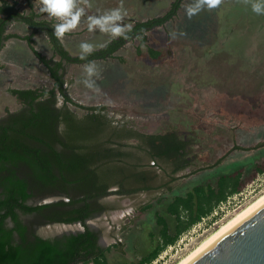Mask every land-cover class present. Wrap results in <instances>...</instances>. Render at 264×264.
Returning a JSON list of instances; mask_svg holds the SVG:
<instances>
[{"label":"trees","instance_id":"obj_1","mask_svg":"<svg viewBox=\"0 0 264 264\" xmlns=\"http://www.w3.org/2000/svg\"><path fill=\"white\" fill-rule=\"evenodd\" d=\"M29 3V0H26ZM174 0L162 16L137 22L126 36L111 39L103 47L81 59L72 56L53 33V18L46 13L17 11L15 3L0 0V51L10 38L24 39L39 62L47 69L53 85L50 89H10L22 108L0 120V264H110V247L97 244L98 235L85 226L84 220L97 212L113 209L101 202L107 195L118 194L133 200L134 209L143 213L155 208L157 234H151L148 252L131 264H151L180 235L209 216L230 196L239 194L264 172V158L251 168L240 167L192 186L182 195H168L181 182L175 174L183 169L178 156L182 143L171 136H148L136 132L124 122L108 117L106 108L83 107L68 95L63 79V64H88L113 57L126 42L170 20L180 7ZM30 8L31 5H30ZM11 20L45 32L53 53L59 60L47 59L34 49L33 34L23 38L6 33ZM140 40H144L141 37ZM151 54H155L151 51ZM120 58V57H119ZM121 60V59H120ZM58 92V93H57ZM88 112L82 116L71 106ZM106 112H105V111ZM61 123V133L59 124ZM163 140H161L160 138ZM136 139V142H131ZM157 139L160 141L156 143ZM22 163L32 181L43 186H61L80 194L77 208L48 215L49 220L68 223L80 221L84 230L61 237L26 236V227L16 213L42 212L51 204L28 206V182L19 178L12 166ZM3 172H7L5 175ZM41 187V186H40ZM115 187V190H109ZM10 219L12 226L7 225ZM16 234V238L14 236ZM115 230H112V234ZM115 248H119L116 246Z\"/></svg>","mask_w":264,"mask_h":264},{"label":"rangeland","instance_id":"obj_2","mask_svg":"<svg viewBox=\"0 0 264 264\" xmlns=\"http://www.w3.org/2000/svg\"><path fill=\"white\" fill-rule=\"evenodd\" d=\"M8 1L11 4L15 3L17 11L22 14L28 15L31 10L35 13L40 12L39 0H29V3L26 0ZM171 1L77 0V6L84 8L85 15L81 17V21L76 29L65 33L59 39L64 48L72 56L81 54L79 48L81 42L91 43L94 45V50L98 49L108 43L113 37L107 33L100 32L99 29L90 32L87 27L88 16L102 15L108 10L121 8L125 15L119 23H131L134 25L137 22L162 16L168 9ZM263 1L220 0V3L216 7H205L189 17L186 13V7L194 3V0H185L178 14V20L176 19L174 23L173 21L167 22L165 28L158 27L150 31L147 34L146 44L139 46V52H137L139 42L137 39H134L125 43L115 54L116 57H122L123 62H119L118 59L114 58L93 61L98 73V76L92 77L95 80V88H87L82 83L85 79L84 65L86 64H69L64 62L63 79L67 93L76 103L81 105H106L111 117L116 118V120L125 119L131 125H135V128L141 132L148 133L149 131H153V133H158L167 130L172 123H166L164 118L168 112L167 109H170V104L165 100L163 103L160 101L152 103L144 91L137 89L136 84H133L136 81L135 78L140 79V77L151 73V71L153 72L151 74L154 75L158 73L157 71L161 67L155 66V63L150 60L146 45L158 48L160 42H165L169 36L172 37L174 34L179 39V45L185 48V52L189 54L193 52L192 54L196 53L198 56H201L200 53H205L201 58L187 56L185 61L187 62L189 57L190 60L186 68L189 70L191 63H208L205 66L206 72H201L199 78L204 83H206V79H213L215 80L214 84H217L216 79L219 75L216 77L215 74L209 75V73L215 68L222 70L221 65L227 66V64L216 61L217 56L220 58L221 54H224L225 57L233 60V64L232 62L231 64L235 66L236 57H239V54H247L250 49L249 46L255 47L252 46V41L255 40V36L259 37L257 34L264 31V12L257 14L252 10L253 3H260L262 10H264ZM30 5L32 8H30ZM40 18L48 19L49 16L46 14ZM57 22L59 21L53 18V25ZM231 22L233 26L229 25L230 35L228 31L225 35L226 25ZM172 23L175 24L174 29ZM250 24H252L253 31L246 32L250 34L247 35L245 29L251 30ZM6 32L16 34L22 38L33 34L32 45L34 49L47 59H52L53 61L59 60L58 56L53 53L48 38L42 30L32 29L17 20H11L7 25ZM221 34L224 38L216 40L215 37L217 38ZM259 35L261 37L263 34L260 33ZM214 44L215 46L218 45L216 53L219 54H217L216 60H214L212 53L206 54L208 49ZM161 46L164 47V44ZM231 52L234 56L231 55ZM232 65L230 66L231 68ZM202 66L204 65L202 64ZM0 67L2 69L0 70V118L7 117L8 114L22 108L21 102L10 95V89H50L53 85L47 69L35 57L24 39L11 38L6 43L5 49L0 55ZM224 71L228 73L229 68L224 69ZM171 82L173 83L171 90L178 91L179 82L172 80ZM237 91L234 88L227 87L218 88L217 94H213V92L205 94L203 91H200V93L197 91L196 94L195 90L192 91L194 100L197 99L196 108L199 110L204 109L203 117L206 116L208 119V123H206L209 125L207 134L204 135L203 140L206 141L204 145L207 148V145L212 146L213 143H216L213 145L219 148L218 151L220 153H223L230 145L227 143L230 141V136H233V138H237V143L234 142L235 145L243 149L248 148L252 150H241L237 153L234 151L222 160L221 166L205 171L203 168L212 164L219 157L218 155H220V153H216L215 149L211 147L207 148L211 153L207 154L208 159H205V163L198 160L190 167V171H198L199 169L200 171L183 179L180 187L170 193L169 197L178 194L182 195L193 185L213 179L223 172H232L240 167L251 168L257 161L264 158V144L258 147L260 143L264 142V118L262 120L257 118V116H252L251 121L246 123L252 127L248 129L240 127L237 132L230 129L229 125L233 123L232 118H234V115L236 116L235 112L245 117L243 114H246L245 110H247L244 106V100H241L245 95ZM235 97H237L238 101L235 100ZM182 98H184L185 101H183L186 103L187 96L184 95ZM190 99L188 100L191 105L195 107L196 102L192 100L193 97ZM191 105L185 104L181 107L187 110ZM72 108L74 111L81 113L76 107ZM241 109L244 110L241 111ZM166 110L167 112H165ZM259 111L261 116L264 117V105H262ZM170 114L172 113L170 112ZM209 114H211V117L208 116ZM234 124L236 122L233 123V126ZM263 192L264 172L248 184L240 192L241 194L230 196L226 201L215 207L212 214L204 217L200 222L182 233L176 243L168 246L151 264H175L203 239ZM110 199H113V197ZM122 206L124 208L128 207L124 203ZM155 208H158V206ZM155 208L143 213L128 208L122 212L114 213L110 217L100 215L90 222L92 227L99 229L104 235L103 244L105 247H110V250L106 253L110 264H131L149 251L152 246L151 234H157ZM214 212H217V214L214 215ZM114 227L115 236L111 238V236L109 237V233L111 232L109 230H112ZM70 229L75 230L76 227H57L56 230V227L52 225L36 226L37 232L44 235H53L57 234V232L69 231ZM116 246L119 248H115Z\"/></svg>","mask_w":264,"mask_h":264},{"label":"flooded vegetation","instance_id":"obj_3","mask_svg":"<svg viewBox=\"0 0 264 264\" xmlns=\"http://www.w3.org/2000/svg\"><path fill=\"white\" fill-rule=\"evenodd\" d=\"M8 1V0H7ZM174 0H172L169 4L168 9L164 12L166 13L172 2ZM185 0H181L180 3V7L177 10L176 14L168 21H166L163 25L161 26H156L150 30H148L147 32H145L143 35H140L139 38H133L137 39L139 42V45L137 46V52H139V46L146 44L147 42V34L152 31L155 28L158 27H166V23L169 21H173V23L176 21L179 12L181 11L182 5L184 3ZM10 3V1H8ZM264 4V1L263 3ZM163 13V14H164ZM159 17V16H157ZM250 19V18H249ZM178 20V19H177ZM173 29L175 28V24H173ZM232 25V22L228 25H226L227 29H225V35L226 32L228 31V34L230 35V26ZM250 28L249 29H245V33L248 31H253L252 29V24H250ZM8 33V32H6ZM260 33H262L263 35H261L260 37ZM259 34H257L259 37L255 36V40H253V44L252 46L255 47H250V49L248 50L247 54H239V57H236V63L235 66L232 65L233 64V60H231L230 58H227L224 56V54H221V57L219 58V56H217L216 51H218L217 46L212 45L209 49L208 52L206 53L207 55L211 54L214 57V60H216V56H217V60L219 62H222V64H227V66H222L223 68L222 70L215 68L213 71H211L209 73V75H219V77L216 79V83L215 80L213 79H206V83L203 82V80L201 78H199V74H201V72H206L205 71V66L208 63H204V62H200V63H191L189 70L186 68L189 60L186 62L185 58L187 56H193L196 58H201L202 56L205 55V53H200L201 56H198L196 53L192 54L193 52H191L190 54L185 52V48L179 45V39H177L175 37V35L173 34V36H169L165 42H160L158 45V48H154V47H149L148 45H146L147 47V54L148 57L150 58V60H152L155 64V66L160 67L159 71H157L158 73H155L154 75H152L151 73H153L151 71V73H147L145 76L140 77V79L135 78V82L133 84H136L137 89L144 91V93L149 97V99H151V102H164L167 101L168 104H170V109H167L165 112V122L166 123H172L167 129V130H163L162 132H158V133H153V131H149L148 133H144L141 132L139 130H137L135 128V125H131L127 120L125 119H117L114 118L117 122L120 123H124L126 122L130 128H133L136 130V132L140 133V134H145L146 137L148 136H171V139H176L178 141H180L182 143V146L178 149V156H172L169 160L175 164L176 159L179 160H183L182 165L184 166L183 169L179 170L176 172V176L177 177H181V182L183 179L191 176L192 174H195L196 172L200 171V169L198 171H190V167L192 166V164L195 161L201 160V162H204L205 159H208L207 154L211 153L207 148L211 147L212 149H215L216 153L218 152V154L220 153L218 151V147L213 145L216 143H211V145H207L206 148V141H204V135L207 134L208 131V119L207 117H203L204 115V109L199 110L198 108H196V100H194V95H193V90L196 91H200L204 92L205 94H210V92H213V94H217V89L221 88V87H227V88H234L236 90H238L237 92L239 93H243L244 98H242L241 100H244V106L247 108V110H245L246 114H243L245 117L240 116L238 112L236 113V116L234 115L233 119V123L236 122V124L231 123L230 129H232V131H238L240 129V127H245V128H249L252 127L251 125H248L246 123H249L251 121L252 116H257V118L262 119L263 120V116H261L260 113V108L262 107V105H264V31L260 32ZM247 34V33H246ZM224 35V33H223ZM222 34L220 36H218L217 38L215 37L216 40L222 39L224 38ZM247 35H250L249 33ZM253 35V33H252ZM141 37H144V40L142 42V40H140ZM252 37V36H251ZM117 38V37H115ZM250 38V36H249ZM259 38V39H258ZM11 39V38H10ZM19 39V38H17ZM9 40V39H8ZM7 40V41H8ZM129 40V41H132ZM126 41L125 43L129 42ZM6 42V41H5ZM124 43V44H125ZM263 43V44H262ZM124 44L118 49L120 50ZM164 44V47H162L161 45ZM262 44V45H261ZM103 47V46H102ZM220 47V46H219ZM222 49V47H221ZM117 50V51H118ZM116 51V52H117ZM151 51L155 54H151ZM114 53L113 57H108V58H114V59H118V61L123 62V58L122 57H116ZM230 55V52H229ZM231 55L234 56V54L231 52ZM106 58V59H108ZM219 58V60H218ZM121 59V60H120ZM100 60V59H99ZM105 60V59H103ZM232 62V64H231ZM202 64L204 66H202ZM232 65V68L230 67ZM1 68V67H0ZM229 68L228 73L224 71V69ZM231 68V71H230ZM150 70V69H149ZM208 75V76H209ZM172 81H177L179 82V89L178 91H172L171 90V86H173ZM217 92V93H216ZM10 93V92H9ZM58 93V92H57ZM247 93H249L247 95ZM10 95H12L10 93ZM187 96V100L186 103H184V98H182L183 96ZM14 96V95H12ZM216 96V95H215ZM15 97V96H14ZM192 100H194L195 103V107H193L190 103L189 100H191L190 98H192ZM16 98V97H15ZM176 98V100H175ZM189 99V100H188ZM170 100V101H168ZM184 100V101H183ZM235 100L238 101L237 97H235ZM208 102H210V100H208ZM207 102V103H208ZM76 103V102H75ZM79 104V103H78ZM185 104H189L191 105L187 110H184L183 107ZM81 105V104H79ZM83 107H95V106H100V107H105L106 108V114L108 117H111L109 115V109L106 105L104 104H93V105H82ZM72 107H76L79 111H81V113H78L77 111H74ZM249 107V109H248ZM71 109L77 113L79 116H82L84 114H86L88 112V110L86 109H82L80 107L77 106H71ZM20 110V109H19ZM18 110V111H19ZM244 109H241V111ZM16 111V112H18ZM13 112V113H16ZM170 112L172 114H170ZM208 112V111H207ZM243 113V112H242ZM11 114V113H10ZM185 115V116H183ZM233 115V114H232ZM264 115V114H263ZM209 117H211V114L208 115ZM233 117V116H232ZM5 117L0 118L3 119ZM183 118V120H182ZM205 118V119H204ZM207 122V123H206ZM59 130L57 131V133H61V123L59 122ZM156 126V125H155ZM157 128V126H156ZM159 129V128H158ZM228 130V129H227ZM229 131V130H228ZM230 132V131H229ZM160 138V137H159ZM161 140H163L162 138H160ZM174 139V142H175ZM229 147L222 153H220V155H218L219 157L217 159H215V161L208 165V167H204L203 170H213L216 169L217 167L221 166V162L224 158H226L227 155L231 154L232 152H239L241 150L244 151H251L252 149H243L242 147H239L238 145H235L234 142H236L237 138H233V136H230L229 138ZM160 140L157 139L156 143H158ZM131 142H136V139H131ZM237 143V142H236ZM260 143L258 145L261 146ZM257 147V148H258ZM202 149H204V151H202ZM206 156V158H205ZM203 160V161H202ZM205 163V162H204ZM12 169L16 170V174L19 178H24L27 180L29 186H28V193H30V197L25 201V204L28 206H40V205H45V204H51L54 205L53 207H49L46 208L45 210H43L42 212H30V213H23L20 210H16V213L18 214L19 219L21 220L22 224L25 225L26 227V236L31 239L32 234H37L40 235L42 237H61L63 235H70V234H77L79 232H82L84 230V226L81 224L80 221H74V222H68V223H62V222H56L53 220H49L48 219V215H51L55 212H64V211H70L73 208H77L80 203L79 202H75L73 205L70 204V200H77L80 198V194L78 193H74L72 190L67 189L65 191L62 190L61 186H43V185H39L35 182L32 181L31 177L28 176V174H26V166L23 165L22 163L17 164L16 166H12ZM188 172V173H185ZM229 172V171H228ZM228 172H223V173H228ZM5 175L7 174V172H3ZM221 173V174H223ZM219 174V175H221ZM217 175V176H219ZM207 181V180H206ZM206 181L202 182L205 183ZM180 182V185H181ZM200 184V183H199ZM180 185L178 187H180ZM197 185V184H195ZM41 186V187H40ZM194 186V185H193ZM177 187V188H178ZM115 187L110 188L109 190H115ZM2 188L0 187V192H1ZM111 197H113V199H110ZM110 200V201H109ZM101 202L104 203H109L111 205L114 206L113 209H110L108 211H104V212H97L94 215H92L91 217H88L84 220V224L85 226H87V228H89L90 230L94 231L97 233L98 235V239H97V244L102 247V248H106L105 245L103 244V238L104 235L102 234L101 231H99V229L94 228L90 225V222L99 217L100 215H104V216H108L110 217L112 214L114 213H118V212H122L123 210H126L128 208L130 209H134L132 203L133 200H131L128 197H122L121 195L118 194H111V195H107L105 197H103L101 199ZM124 203L125 205H127V208H124L122 206V204ZM7 225L9 227L12 226V222L11 220L8 218L6 220ZM38 225H52L54 227L62 228V227H69V228H73L76 227L75 230L70 229L69 231H64V232H57V234H53V235H44L41 234L40 232H37L36 230V226ZM79 228V229H78ZM113 231L115 230V227L112 229ZM112 230L109 233V237L111 236V238H114V235L112 234ZM108 231V232H109ZM15 238H16V234H14ZM118 244V243H116Z\"/></svg>","mask_w":264,"mask_h":264},{"label":"clouds","instance_id":"obj_4","mask_svg":"<svg viewBox=\"0 0 264 264\" xmlns=\"http://www.w3.org/2000/svg\"><path fill=\"white\" fill-rule=\"evenodd\" d=\"M220 3V0H194V3L186 7V13L189 17L198 13L205 7L213 8ZM252 10L260 14L264 12L260 3H253ZM39 11L46 13L49 17L55 18L57 23L53 25V35L56 37H63L65 33L71 32L76 29L81 21V17L85 15L83 7L77 6V0H39ZM125 13L121 8H114L106 11L102 15H93L87 17L88 30L94 31L99 29L102 33H107L111 37L126 36L127 30L131 29V23L121 24ZM80 58L85 59L87 55L91 54L94 50V45L88 42H81ZM85 79L82 83L87 88H95V80L93 76H98L94 62H89L84 65Z\"/></svg>","mask_w":264,"mask_h":264},{"label":"water","instance_id":"obj_5","mask_svg":"<svg viewBox=\"0 0 264 264\" xmlns=\"http://www.w3.org/2000/svg\"><path fill=\"white\" fill-rule=\"evenodd\" d=\"M186 264H264V200Z\"/></svg>","mask_w":264,"mask_h":264},{"label":"bare ground","instance_id":"obj_6","mask_svg":"<svg viewBox=\"0 0 264 264\" xmlns=\"http://www.w3.org/2000/svg\"><path fill=\"white\" fill-rule=\"evenodd\" d=\"M264 200V192L256 197L253 201H251L248 205L239 210L235 215H233L229 220L223 223L219 228H217L214 232L208 235L205 239H203L196 247H194L191 251H189L184 257L178 260L175 264H186L194 255H196L199 251H201L204 247H206L209 243H211L214 239H216L220 234L226 231L229 227H231L234 223H236L240 218H242L245 214H247L250 210L256 207L259 203Z\"/></svg>","mask_w":264,"mask_h":264},{"label":"crops","instance_id":"obj_7","mask_svg":"<svg viewBox=\"0 0 264 264\" xmlns=\"http://www.w3.org/2000/svg\"><path fill=\"white\" fill-rule=\"evenodd\" d=\"M10 40H11V39H9L8 41L5 42L4 47H3L2 50L0 51V55H1V53L3 52V50L5 49V47H6V43L9 42ZM18 40H20V39H18ZM0 70H2V69H0Z\"/></svg>","mask_w":264,"mask_h":264},{"label":"built area","instance_id":"obj_8","mask_svg":"<svg viewBox=\"0 0 264 264\" xmlns=\"http://www.w3.org/2000/svg\"><path fill=\"white\" fill-rule=\"evenodd\" d=\"M241 194V193H240ZM230 198V197H229ZM217 214V212H214V215H216Z\"/></svg>","mask_w":264,"mask_h":264}]
</instances>
